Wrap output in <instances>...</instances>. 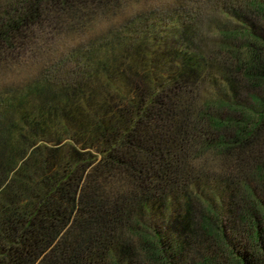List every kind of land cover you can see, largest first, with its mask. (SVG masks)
Returning <instances> with one entry per match:
<instances>
[{"label":"trees","instance_id":"1","mask_svg":"<svg viewBox=\"0 0 264 264\" xmlns=\"http://www.w3.org/2000/svg\"><path fill=\"white\" fill-rule=\"evenodd\" d=\"M8 65L0 264H264V0H0Z\"/></svg>","mask_w":264,"mask_h":264},{"label":"clouds","instance_id":"2","mask_svg":"<svg viewBox=\"0 0 264 264\" xmlns=\"http://www.w3.org/2000/svg\"><path fill=\"white\" fill-rule=\"evenodd\" d=\"M83 39V37H80ZM35 69H28L23 66L8 65L0 67V87L4 85H11L27 75L29 72H34Z\"/></svg>","mask_w":264,"mask_h":264},{"label":"rangeland","instance_id":"3","mask_svg":"<svg viewBox=\"0 0 264 264\" xmlns=\"http://www.w3.org/2000/svg\"><path fill=\"white\" fill-rule=\"evenodd\" d=\"M161 2H162V1H160L159 3H161ZM162 3H163V2H162ZM141 4H142V3H137V5L132 6V9L139 8V7L141 6ZM130 9H131V7H130ZM26 68L30 69V67H26ZM31 69H36V67L34 66V67L31 68ZM33 73H35V71H34V72H29L27 75H33ZM24 77H26V76H23L21 79H19L18 81H16L15 83H13V84H11V85H12V86H15L20 80H23ZM4 88H8V85H4V86L0 87V93H2V90H3Z\"/></svg>","mask_w":264,"mask_h":264}]
</instances>
